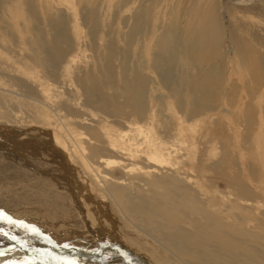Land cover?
I'll list each match as a JSON object with an SVG mask.
<instances>
[{
	"label": "rangeland",
	"instance_id": "rangeland-1",
	"mask_svg": "<svg viewBox=\"0 0 264 264\" xmlns=\"http://www.w3.org/2000/svg\"><path fill=\"white\" fill-rule=\"evenodd\" d=\"M236 1L199 61L171 42L201 0H0V264H182L168 233L264 262V0Z\"/></svg>",
	"mask_w": 264,
	"mask_h": 264
},
{
	"label": "bare ground",
	"instance_id": "bare-ground-1",
	"mask_svg": "<svg viewBox=\"0 0 264 264\" xmlns=\"http://www.w3.org/2000/svg\"><path fill=\"white\" fill-rule=\"evenodd\" d=\"M203 2H201V7L199 8V10L196 11L195 15H191L189 17V20H187L186 22V27H187V31L183 33L182 30H180L181 26L179 27L178 22L175 23V25L173 26V28L175 29H179L181 31V33L179 32V34L176 35V41H172L171 45L172 47H174V42L176 45V42L179 43V46L181 48V50L186 51L185 56L191 52L194 51L195 54L198 55L199 57V61H207V57L205 56V52L207 50V47L210 46V41L215 39L218 40L222 37L223 34V29L221 26V22L220 19L218 18V16L216 15V12L218 11L215 8V3L217 2V0H201ZM250 0H243V1H236L237 4L243 6L246 5L245 2H248ZM252 1H256L258 3V1L260 2L261 0H252ZM187 12V11H186ZM218 13V12H217ZM219 15V14H218ZM237 15V14H235ZM241 16V15H240ZM249 15H246L243 17V19L246 20V18H248ZM197 17V22L194 23V19ZM251 18V16L249 17V19ZM160 23V22H159ZM170 23V22H169ZM156 27V25H155ZM162 27V25L160 24V26H157V28ZM172 28V29H173ZM159 30V29H158ZM163 30V29H162ZM157 31V30H156ZM158 33V32H155ZM158 35V34H157ZM158 37V36H157ZM160 39V38H159ZM166 39V37H165ZM214 40V41H215ZM237 39H235L236 41ZM239 40V39H238ZM163 42V41H162ZM167 42V41H166ZM156 43V41L154 42ZM158 45V44H156ZM162 45V44H161ZM165 46V43H164ZM163 46V48L165 49V47ZM237 46V45H236ZM158 47V46H157ZM162 46H160L161 48ZM167 48V47H166ZM169 48V47H168ZM177 48V47H175ZM164 49H161L162 52ZM160 49H158V51L161 52ZM59 51V50H58ZM157 51V52H158ZM54 52V51H53ZM169 52V51H168ZM184 52V51H183ZM151 53V52H150ZM176 54V53H174ZM192 54V53H191ZM154 55V54H153ZM156 56V55H154ZM153 56V59L155 58ZM163 56V55H162ZM174 56V55H173ZM177 56V55H176ZM158 57V56H157ZM161 57V55H160ZM191 57V56H190ZM197 57V58H198ZM157 59V58H156ZM163 59V58H162ZM168 59V58H167ZM189 59V58H188ZM209 60V59H208ZM160 60H155V62H159ZM191 61V60H190ZM37 63V62H36ZM203 63V62H202ZM207 63V62H206ZM180 64V63H179ZM205 64V63H204ZM191 65V64H190ZM190 65H188V67H190ZM182 66V64L180 65ZM178 67V66H177ZM195 67V66H193ZM179 68H177L178 70ZM193 69V68H192ZM181 70V69H180ZM183 70V69H182ZM173 71V69H172ZM169 72V71H168ZM185 73V72H184ZM83 80V79H82ZM80 84V83H79ZM92 84V83H91ZM116 109V108H115ZM118 109V108H117ZM127 133V132H126ZM123 134V137L127 136V134ZM124 150V149H123ZM127 157V156H126ZM131 158V157H130ZM116 162V161H115ZM100 164H105L107 167L112 166L114 164V161H111V159H102L100 161ZM127 166V165H126ZM126 166H123V168H127ZM135 167L133 166H129V169H127V172H133L135 171ZM88 172V171H87ZM124 173V172H123ZM128 174V173H127ZM131 175V174H130ZM127 176V175H126ZM129 176V175H128ZM139 179V178H137ZM156 180V179H155ZM153 181V180H152ZM151 181V182H152ZM165 182V181H164ZM99 188V187H98ZM126 188V187H125ZM125 188H116L117 192H121V193H125ZM127 189V188H126ZM131 190V189H130ZM127 194V193H126ZM124 197V196H123ZM128 197V195H127ZM139 197V196H138ZM142 197H144L142 195ZM146 197V196H145ZM141 198V197H139ZM123 199V198H122ZM129 200V199H128ZM142 200V199H141ZM147 200V199H146ZM121 201H124L121 200ZM143 204V201L140 202H128L126 207L128 209H133V206L136 207L138 209V216L141 217V219L146 223V224H150V226L155 225L154 223H156V221L154 222V219L151 217L146 218L145 216H143V212L141 208V205ZM258 204V203H257ZM124 205V204H123ZM145 206V204H143ZM148 206V205H147ZM146 206V207H147ZM155 207V206H153ZM172 207V206H171ZM170 207V208H171ZM150 210V209H149ZM150 212V211H149ZM152 212V211H151ZM154 212V211H153ZM174 213V212H173ZM153 215V214H152ZM156 215V214H155ZM167 215V214H166ZM177 215V214H176ZM178 216V215H177ZM199 218V217H198ZM102 224L104 223L102 220H100ZM143 222V223H144ZM94 223V222H93ZM157 225V224H156ZM188 231V230H187ZM168 233V232H167ZM155 234V233H154ZM159 236V235H158ZM164 236V235H163ZM162 236V241L164 242L163 247L168 249L170 252L173 253L174 256H176L181 262L182 264H229L228 260L225 261L223 259V256L216 255L214 253H211L210 251H208L206 249V245L205 242L209 241L210 239L215 240V243L217 245H226L228 246L227 241L224 239V237H220L218 234H208V238H204L201 241L200 240H192L191 237L189 238H185L183 241L178 242L177 239H175V237L171 234H166L164 237ZM180 237V236H179ZM197 237V236H196ZM159 238H161L159 236ZM199 238V237H198ZM156 243V242H155ZM166 243V244H165ZM160 245V244H159ZM211 245V244H209ZM208 248V247H207ZM236 252H244V249L240 248L235 250ZM227 252H231V251H227ZM67 253V252H66ZM217 253V252H216ZM244 256V255H243ZM146 258V257H145ZM228 258V257H227ZM67 260L70 264H78L72 257L67 256ZM144 260V259H143ZM253 260V257L250 256L248 259H245V261L242 262H238L237 264H248L249 261ZM235 261H240V260H236L235 258L232 260V262L234 263ZM153 263V262H152ZM256 263V262H255ZM236 264V263H235ZM259 264H264V262L261 261L259 262Z\"/></svg>",
	"mask_w": 264,
	"mask_h": 264
},
{
	"label": "snow or ice",
	"instance_id": "snow-or-ice-1",
	"mask_svg": "<svg viewBox=\"0 0 264 264\" xmlns=\"http://www.w3.org/2000/svg\"><path fill=\"white\" fill-rule=\"evenodd\" d=\"M0 219H7V222L10 223V224H13V225H16V224L18 223L17 221L12 220L10 217H4L3 214H0ZM20 226H21V227H25V226L22 224V222H20ZM33 231H35V229H33ZM0 234H3V235H5V236L8 235V233L3 232L2 229H0ZM11 239L14 240L15 237L13 236V237H11ZM0 255H2V253H0Z\"/></svg>",
	"mask_w": 264,
	"mask_h": 264
}]
</instances>
